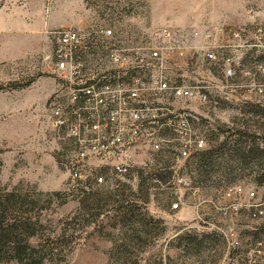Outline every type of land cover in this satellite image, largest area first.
Masks as SVG:
<instances>
[{
	"label": "rangeland",
	"instance_id": "374dc122",
	"mask_svg": "<svg viewBox=\"0 0 264 264\" xmlns=\"http://www.w3.org/2000/svg\"><path fill=\"white\" fill-rule=\"evenodd\" d=\"M53 2L43 6L37 50L22 59L0 62V206L4 207L0 264H242L244 252L253 249L264 263V230H253L260 221L250 220L244 211L222 219L214 210L228 199L229 185H239L253 192L254 200H264L263 115L244 106L194 108L199 127L206 132L205 149L223 140L230 145L240 133L256 150L209 174L189 165L180 171L187 187L153 185L150 179L158 173L168 181V159L159 158L167 166L157 170L151 154L137 148L123 155L130 167L126 175L103 170L93 161L80 173V190L70 191L66 163L72 154L48 129L55 80L42 61L51 51L45 32L53 26L107 27L122 37L132 36L137 44L157 27L264 23V0ZM51 17L61 24H48ZM252 104L264 108V97ZM97 177L101 182L95 181ZM174 203L178 208L171 210ZM200 224L211 236L198 249L178 247V236L200 237ZM229 230L239 241L230 257L222 236ZM254 231L257 234L252 235ZM12 243L19 244V260L11 253ZM48 249H54L52 256ZM60 249L65 250L64 257L58 254Z\"/></svg>",
	"mask_w": 264,
	"mask_h": 264
},
{
	"label": "built area",
	"instance_id": "2783aa9c",
	"mask_svg": "<svg viewBox=\"0 0 264 264\" xmlns=\"http://www.w3.org/2000/svg\"><path fill=\"white\" fill-rule=\"evenodd\" d=\"M45 35L51 51L42 61L55 80L48 129L72 154L66 163L70 191L82 185L80 173L93 161L126 175L130 167L123 155L137 148L151 154L156 169L167 166L159 158L168 159V181L153 176V185L187 187L180 171L206 148V132L193 109L244 106L264 97L263 22L157 27L137 44L110 28L80 24L53 26ZM225 196L214 207L222 219L243 211L252 221L264 218V200H254L253 192L231 185ZM206 228L197 227L200 233ZM222 236L227 251L239 248L235 231ZM259 254L244 252L242 264H264Z\"/></svg>",
	"mask_w": 264,
	"mask_h": 264
},
{
	"label": "crops",
	"instance_id": "0c3cea01",
	"mask_svg": "<svg viewBox=\"0 0 264 264\" xmlns=\"http://www.w3.org/2000/svg\"><path fill=\"white\" fill-rule=\"evenodd\" d=\"M53 1L0 0V62L22 59L37 50L44 27L42 9L55 5ZM55 22L61 24L53 17L48 20Z\"/></svg>",
	"mask_w": 264,
	"mask_h": 264
},
{
	"label": "trees",
	"instance_id": "16d2710c",
	"mask_svg": "<svg viewBox=\"0 0 264 264\" xmlns=\"http://www.w3.org/2000/svg\"><path fill=\"white\" fill-rule=\"evenodd\" d=\"M244 107L246 108H251L252 110H254L255 113L257 114H261L264 116V108L259 107L258 105H254V104H247L244 105ZM236 138L232 144H227L226 141H221L220 143L214 145L213 147L204 149L196 154H194L191 157V160L189 161V163L186 165V167H189V165H193V167H195V169L197 171H204V173L209 174L210 171H212L213 169H221V168H225V166L232 161L235 158L238 159H244L248 156H250L251 153H253L256 149L253 147L251 141H246L245 139H242L241 137H243V134L240 133H236ZM104 170V168H101ZM158 170V169H157ZM162 170V169H159ZM207 171V172H205ZM156 178L161 179V175L156 174L154 175ZM230 186V185H229ZM82 187V185H80L78 187V190H80V188ZM7 198V196H5ZM4 207L0 206V210H3ZM260 223L258 224L257 228L256 226L253 228V230L255 231H259V229H263L264 230V218L262 220H259ZM254 231V233L252 235L257 234ZM213 233V232H212ZM206 233H201L199 236V238L196 237V235L191 234L193 236H190V234L187 235H183V236H178L175 238V242H177V246L181 247L183 249H198L201 244L202 241L205 240L207 237H210V233L209 235H205ZM58 240V238L56 239V241ZM1 237H0V245H1ZM65 245V244H64ZM13 246V251H11V253H15L16 254V259L19 258V256L17 255L18 253V243H12ZM57 247V245L55 246ZM49 254L52 256L53 254H51L52 251H54V249H48ZM237 251L234 250L232 252ZM58 254H61V257H64V249H60L58 251ZM57 256V255H56ZM231 256V253H230ZM19 260V259H18ZM55 260V259H54Z\"/></svg>",
	"mask_w": 264,
	"mask_h": 264
}]
</instances>
